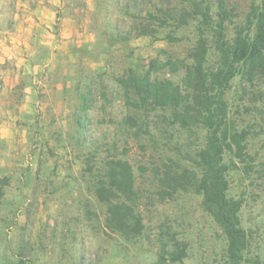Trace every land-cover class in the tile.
<instances>
[{
  "label": "rangeland",
  "instance_id": "374dc122",
  "mask_svg": "<svg viewBox=\"0 0 264 264\" xmlns=\"http://www.w3.org/2000/svg\"><path fill=\"white\" fill-rule=\"evenodd\" d=\"M206 1L216 19L219 0ZM224 2L229 33L264 5ZM196 3L0 0V179L9 181L0 200V264H162L161 252L165 264H229L226 237L200 195H159L168 167L193 168L205 133L173 123L182 108L138 106L125 87L152 64V81L186 94L184 65L202 32ZM215 60L211 51L209 64ZM229 101L232 113L254 107L245 117L255 123L248 163L227 179L229 197L242 201L246 253L264 262V82L234 81ZM116 160L133 170L140 238L106 226L96 189ZM176 242L187 255L173 263Z\"/></svg>",
  "mask_w": 264,
  "mask_h": 264
},
{
  "label": "trees",
  "instance_id": "16d2710c",
  "mask_svg": "<svg viewBox=\"0 0 264 264\" xmlns=\"http://www.w3.org/2000/svg\"><path fill=\"white\" fill-rule=\"evenodd\" d=\"M193 6L201 16L202 32L191 49L190 63L184 65L186 94L169 81H152V64L145 74L132 72L125 87L137 97L138 106L151 103L161 108H182L174 113L173 123L185 129L198 127L205 133L202 148L196 158L191 157V170L178 164L176 170L170 167L165 170L159 181L160 197L173 198L181 192L200 195L203 208L226 237L229 264H264L260 257H249L246 253L250 242L240 220L242 201L229 197L227 179L228 171L238 162L248 163V143L255 123L245 117L254 107L244 105L243 110L232 113L229 93L236 80L243 85L264 82V5L253 8L245 25L234 33H229L225 26L230 15L224 0L217 3L216 19L211 3L206 0ZM179 22L185 24L187 19ZM207 31L210 36H206ZM151 34L148 30L142 32L145 36ZM211 51L216 60L209 64ZM227 156L232 159L231 165ZM105 168V179L98 183L96 193L107 205L106 226L127 239L140 238L145 227L136 209L132 167L128 162L116 160L108 162ZM8 184L7 178L0 179V200ZM174 246L170 260L182 262L187 246L179 242ZM160 259L165 264L164 252Z\"/></svg>",
  "mask_w": 264,
  "mask_h": 264
}]
</instances>
